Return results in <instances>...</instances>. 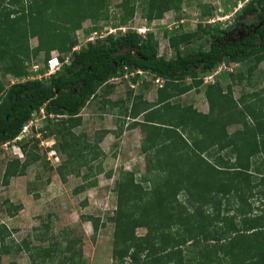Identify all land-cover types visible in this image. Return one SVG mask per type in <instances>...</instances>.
Returning a JSON list of instances; mask_svg holds the SVG:
<instances>
[{"label": "trees", "instance_id": "obj_1", "mask_svg": "<svg viewBox=\"0 0 264 264\" xmlns=\"http://www.w3.org/2000/svg\"><path fill=\"white\" fill-rule=\"evenodd\" d=\"M184 1L142 0L138 5V0H122L118 32L74 49L83 21L91 19L96 25L107 17L111 0H0V146L16 138L36 112L51 115L48 124L38 131L32 128L33 136L19 142L26 158L7 163L3 182L26 174L41 159L37 132L54 137L57 150L66 155L58 167L63 180L69 173L78 175L90 155L103 153L100 143L111 132L98 130L90 141L87 132L75 130L83 123L82 110L101 98L105 113L119 107L120 117L136 119L132 123L144 133L141 147L146 154V172L137 177L124 171L114 187L117 208L109 221L115 227V264L127 259L132 264H207L185 262V248L198 246L219 263L264 264V84L239 98L234 95L235 83H264V0H248L226 27L201 21L190 31L184 25L166 29L170 56L159 52L151 31L142 36L120 28L139 6L150 22L169 10H181ZM210 14V9L203 10V16ZM248 16L255 21L246 22ZM32 37L38 39L34 48ZM53 51L63 63L59 70L46 80L30 76L27 62L43 52L47 66ZM63 54H70L71 60ZM223 63L242 68L221 71L206 83L204 77ZM138 69L164 79L155 101L141 92L133 96V91L126 100L108 98L115 89L111 78ZM11 74L20 80L7 84ZM140 84L146 89L150 82ZM194 89L204 92L208 112L178 100ZM232 126L237 128L231 132ZM232 208L237 212L231 214ZM140 228L146 231L138 235ZM11 233L0 225V264L4 254L24 250L34 264L56 263L55 243L32 247L27 239L9 241ZM66 257L80 264L79 257Z\"/></svg>", "mask_w": 264, "mask_h": 264}, {"label": "rangeland", "instance_id": "obj_2", "mask_svg": "<svg viewBox=\"0 0 264 264\" xmlns=\"http://www.w3.org/2000/svg\"><path fill=\"white\" fill-rule=\"evenodd\" d=\"M141 1L138 0V5L142 3ZM121 2L122 0H111L107 17L100 19L96 25L91 19L83 21L82 28L77 31L79 44L74 49L86 46L88 41L95 40L101 35L106 36L110 32H118L119 27H116V24L123 15V10L119 6ZM246 2L248 0H185L181 10H169L162 18L153 19L150 22L144 14L143 7L139 6L134 18L128 20V25L125 24L126 26L122 27L138 30L137 32L139 28H145L146 33L151 31L159 42V52L170 56L171 49L165 33L166 29L172 30L184 25V28L190 31L196 29L201 21L211 22L218 27H226L235 22L238 18V11ZM205 8L211 10L209 16H203ZM245 21L253 22L255 17L248 16ZM146 33L142 32L141 35H146ZM30 45L33 48L36 47L38 39L32 37ZM58 54V51L52 52L53 64L57 62L54 57ZM62 57L67 62L71 60L70 54H63ZM51 60L46 66L45 55L42 52L35 59L28 61L29 75L42 80L49 78ZM62 64V61L58 60L55 69L59 70ZM241 68L240 64L231 63L223 67L221 71L236 73ZM46 69L47 72L43 74L41 71H46ZM260 69H264V61L260 64ZM208 76L204 77L206 83L215 81L218 75H215L213 81ZM6 78L7 84L20 80L12 74ZM116 80L112 81L116 88L108 96L113 102L125 99L130 92H139L141 89L138 86H132L134 82L131 77L122 78L118 82ZM150 83L155 88L154 92L159 90L158 84ZM263 84L261 81L259 84L249 85L247 80L239 84L235 83L234 95L239 98L242 92L259 89ZM196 91L193 90L187 94L184 101L195 105L194 96L199 97V104H196V107L199 110L208 111L206 96ZM100 99L93 100L82 110L83 123L75 130L78 133L87 132L90 141H93L98 130L106 128L113 133L100 143L103 153L90 155L87 160L88 164L80 167L78 175L69 173L66 175V180H63L58 167L66 159V155L57 150V140L54 137L47 138L42 132H37L36 137L40 139L41 159L31 164L26 174L12 177L8 184L3 182V173L7 163L16 158L21 161L26 158L19 142H22L23 138L28 139L33 136L31 130L38 131L48 124L51 115L46 114V111L34 114L28 131L20 135V139L16 137L0 146V225L4 224L12 232L9 241L14 239L20 243L27 239L32 247L55 243L54 246L58 248L52 253V260L56 261L55 264H61L63 260L67 264H74L66 257L67 255H72L74 258L79 257L80 264L118 263V260L113 257L115 227L113 222L109 221V217L113 216L117 208V194L114 187L124 171H133L137 177L146 172V154L141 147L144 133L135 129L131 131L129 126L127 127L129 120L124 117L110 112L105 113ZM235 128L237 127L232 126L229 130L232 132ZM259 159L257 156L255 161ZM91 167L93 169L90 170ZM93 181H95L94 185H92ZM259 204L260 202L256 201L255 206ZM11 212L14 214L12 215ZM233 212H237L235 208H232L231 214ZM237 219L240 220V216ZM95 221L98 223L97 229ZM145 231L146 229L140 228L137 233L141 235ZM67 246L71 250L62 252L61 249ZM184 255L185 262L202 260L207 264H228V261L224 260L220 263L219 259L209 260L208 256L205 257L199 252V246L194 249L185 248ZM36 261L40 262L37 259ZM1 264H34V257L25 250L20 253L4 254ZM125 264H132V262L127 259Z\"/></svg>", "mask_w": 264, "mask_h": 264}, {"label": "crops", "instance_id": "obj_3", "mask_svg": "<svg viewBox=\"0 0 264 264\" xmlns=\"http://www.w3.org/2000/svg\"><path fill=\"white\" fill-rule=\"evenodd\" d=\"M152 74H149L148 76H149V78H153L152 76H151ZM149 82H153V81H149ZM207 82V81H206ZM156 83V82H155ZM157 84V83H156ZM138 87H140L141 89H140V91L139 92H141V93H143V95H144V98L146 99V100H148V101H151V102H153V101H155L156 100V98L158 97V90L156 91V92H154L153 90L155 89L154 88V86L150 83L149 84V86L146 88V89H144L142 86H141V84H139L138 85ZM115 88H116V85H115ZM158 88H160V87H158ZM157 88V89H158ZM194 90H196V89H194ZM200 89H198L196 92L197 93H203L204 94V92L203 91H199ZM193 90H191V91H189V92H187V93H185V94H183V95H181V96H179L178 97V100L182 103V105H185V104H187V105H190V104H192V102L190 103V102H185L184 101V99H185V96H187V94H189L190 92H192ZM138 92H134L133 93V96H135L136 94H137ZM205 95V94H204ZM130 96V95H129ZM132 96V97H133ZM128 98V97H127ZM127 98H125V99H120V100H126ZM194 98H195V100H193V103L195 102V107H196V104H199V100H198V98L199 97H196V96H194ZM132 100V99H131ZM119 101V100H118ZM122 102V101H121ZM184 103V104H183ZM207 104H208V108H209V103H208V101H207ZM193 105V104H192ZM117 108H119V107H116V109H115V111L113 112V113H111V114H117L118 115V113H119V110H117ZM85 109V108H84ZM201 111H203V110H201ZM209 111V110H208ZM208 111H203V112H208ZM82 116H83V114H82ZM140 119H142V116H140V117H138V120H140ZM126 120H129L128 122H127V127L128 128H130L131 129V131L132 130H141V127L140 126H133V123L132 122H134V120H136V119H132V118H130V117H128V118H126ZM240 127V126H239ZM141 132H142V130H141ZM113 132H110V133H108L105 137H107L109 134H112Z\"/></svg>", "mask_w": 264, "mask_h": 264}, {"label": "built area", "instance_id": "obj_4", "mask_svg": "<svg viewBox=\"0 0 264 264\" xmlns=\"http://www.w3.org/2000/svg\"><path fill=\"white\" fill-rule=\"evenodd\" d=\"M123 31H126L127 28L126 27H120ZM146 33V29L145 28H139V33ZM111 33V32H110ZM107 35V34H106ZM145 35V34H144ZM103 36V35H101ZM91 39V38H89ZM77 49V48H76ZM57 61V60H56ZM57 65H58V61L53 64V62H51V70H50V74H53L55 73L57 70L55 68H57ZM59 68V67H58ZM137 74H142L144 76V78H139L136 82V84H140V83H143L144 80H147V81H154L158 84V86H163L164 84V79L162 77H156L155 79L153 78H149V72H146V71H143V70H137V71H132V72H129L125 75V77H134L136 76ZM121 77H115L112 79V81H115L116 79H119L120 80ZM117 81V80H116ZM133 85V87H135V85ZM30 123V122H29ZM29 123H27L24 128H23V131H22V134L21 135H24L25 132L28 131V127H29ZM21 136H19L20 138Z\"/></svg>", "mask_w": 264, "mask_h": 264}, {"label": "clouds", "instance_id": "obj_5", "mask_svg": "<svg viewBox=\"0 0 264 264\" xmlns=\"http://www.w3.org/2000/svg\"><path fill=\"white\" fill-rule=\"evenodd\" d=\"M122 27V26H121ZM138 31V30H137ZM139 33V32H138ZM54 59V58H53ZM55 60H59L58 59V56H56L55 57ZM51 62H52V60H51ZM223 67H226V64L225 63H223L222 65H221V67L218 69V70H216L214 73H211V74H209V76L208 77H210L211 79H212V81L215 79L214 77H215V75H218L219 74V72L222 70V68ZM228 67V66H227ZM138 70H142V69H138ZM132 71H137V70H132ZM132 71H126V73L124 74V75H119V76H115V77H121L120 79H124L125 78V75L127 74V73H129V72H132ZM144 71V70H143ZM147 72V71H146ZM149 74H151V73H149ZM139 75H141V78H144V76L142 75V74H139ZM152 77H153V79H155L156 78V76H154V75H151ZM115 77H113V78H115ZM113 78H111L109 81H111V83H113L112 82V79ZM127 78V77H126ZM133 78H135L136 79V81H134V80H132L134 83H133V85L134 84H136V82H137V80H138V74L136 75V76H134V77H131V79H133ZM119 81V80H118ZM117 81V82H118ZM205 82H206V80H205ZM132 85V86H133ZM139 84H136L135 86H138ZM42 112L44 113V110H42ZM44 116H45V114H44ZM30 122V121H29ZM28 122V123H29ZM27 124V123H26ZM25 124V125H26ZM24 128V127H23ZM23 131V130H22ZM32 131V130H31ZM22 134V132L17 136V138L20 136ZM20 139V138H19Z\"/></svg>", "mask_w": 264, "mask_h": 264}, {"label": "bare ground", "instance_id": "obj_6", "mask_svg": "<svg viewBox=\"0 0 264 264\" xmlns=\"http://www.w3.org/2000/svg\"><path fill=\"white\" fill-rule=\"evenodd\" d=\"M88 39V38H87Z\"/></svg>", "mask_w": 264, "mask_h": 264}]
</instances>
